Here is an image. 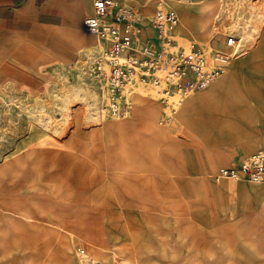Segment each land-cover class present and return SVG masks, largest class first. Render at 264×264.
<instances>
[{
	"label": "rangeland",
	"instance_id": "374dc122",
	"mask_svg": "<svg viewBox=\"0 0 264 264\" xmlns=\"http://www.w3.org/2000/svg\"><path fill=\"white\" fill-rule=\"evenodd\" d=\"M125 1L144 16L141 17L144 25L148 22L145 28L150 29L151 34L139 41L146 43V38L155 34L149 28V20L157 9L173 10L179 24L172 31V39L187 49L197 45L209 61L214 53L225 49L227 37L234 38L236 46L246 47L258 38L264 27V0H248V5L245 3L240 8L236 0H220L208 36L200 39H193L188 34L181 9L184 5L178 0H172L175 7L179 6L178 12L164 1L157 4L156 0H150L143 9L135 2L141 4L140 0ZM200 4L196 2L191 8L199 12ZM37 5H41V0ZM253 10H257L259 17L253 16ZM194 19L199 25L200 14ZM86 37L90 56L85 58L76 52L71 64L60 65L56 71L49 67L54 79L45 93L34 95L14 85L0 86V160L14 156L23 165L20 171L1 181L0 208L25 209L35 218L29 222L20 219L22 229L16 244L13 245L9 237L0 238V264H24L28 258L45 259L48 264L59 262L57 244L65 232L54 228L52 223L74 232L75 239L81 244L75 247L78 264H100L92 252L83 257L78 254V249L88 245L105 257L104 264H146L144 258L149 254L148 250L156 249L165 234L168 238L164 240L170 242L171 251L177 254L176 261L238 264L234 259L233 237L235 233L245 231L240 224L242 211L249 212L248 205H264V196L251 193L253 184L264 186V183L170 176L186 173L183 171L186 168L184 156L167 153V149H171L167 146L168 139L177 143L186 140L181 129L173 124L178 107L161 104L156 89L140 83L137 78L133 81L138 87L129 91V84L123 92V99L129 104L126 118L113 117L102 110L101 125L86 122L87 111L81 103L89 108L90 105L87 98L80 95L87 91V85L102 97L101 107L107 94L106 82L91 77L87 71L92 55L100 50V44L92 35L86 34ZM252 48L248 46L245 55L233 57L230 64L240 62L257 50L256 45ZM260 49L264 53V47ZM230 64L217 78L229 71ZM77 74L81 75L78 81L83 83L73 84L77 81ZM68 82L86 87V90L77 86L66 89ZM63 90L66 95L73 96L65 99L70 116L60 125L59 132L47 131L33 120V114H37L33 112L41 106L43 110L53 112L51 92L62 93ZM173 101L178 100L174 98ZM151 102L159 107L154 121L158 132L145 112H140L139 117L136 114V110L147 109ZM58 106L64 107L62 104ZM175 108L177 112L174 113ZM118 123L127 125L114 129ZM110 124L115 125L113 129H102ZM218 133L223 135L227 131L217 130L213 134ZM216 140L215 137L214 142ZM257 149L264 151V147H257L236 155L233 162L238 163ZM193 157H196L195 153ZM168 158L177 166L176 170L170 169L166 163ZM192 164L193 173H196L200 163ZM152 229L160 230L163 235H150Z\"/></svg>",
	"mask_w": 264,
	"mask_h": 264
},
{
	"label": "crops",
	"instance_id": "0c3cea01",
	"mask_svg": "<svg viewBox=\"0 0 264 264\" xmlns=\"http://www.w3.org/2000/svg\"><path fill=\"white\" fill-rule=\"evenodd\" d=\"M140 1L141 4L135 2L143 9L150 0ZM160 1H164L178 12L179 6L175 7L176 4H173V1L156 0V3ZM193 1L195 2L185 9L187 30L193 39H200V37L208 36L212 28L219 0ZM118 2L133 10L132 6L124 3L125 0H118ZM196 2L201 3L199 12L196 8H191ZM37 3L39 0H0V86L14 85L34 95L45 93L48 84L53 81V73L48 69L49 67L56 71L60 65L71 64L70 61L76 58V52L85 58L89 56L85 42L88 33L84 31L83 21L91 15L92 11V0H69L60 4H54L50 0H41L40 6ZM197 14H200L199 25L194 19ZM139 15L144 18L142 14ZM49 18L52 19L51 23L48 22ZM147 23L144 25L142 20L138 42L156 46V32L146 38V43L139 41L151 34L150 29L145 28L148 27ZM149 28H151L150 25ZM255 45L257 50L240 62L230 64V61L229 71L226 74L178 106V113L173 118V124L181 129L186 140L177 143L174 139H168L167 146L171 149H167V153L184 156L183 161L186 168L183 171L186 173L170 176H200L220 181L223 179H214L219 168L236 166L243 158L257 151L245 155L238 163L233 162L236 155L252 151L257 147H264V73L261 72L264 71L262 70L264 69V53L260 49L264 47V27L261 28L254 42L246 44V47L241 46L244 51L238 57L245 55L248 46L254 48ZM77 77V81L73 84L83 83L81 80L78 81L81 75L77 74ZM72 82H68V85ZM82 88L86 90V87ZM65 93V90L62 93L51 92L53 112L43 110L42 106L40 110L34 111L37 114H33L32 118L40 127L47 131L59 132L60 125L67 122L70 108L65 105L67 102L65 99L73 98V96ZM80 96L86 97L90 105L89 108L84 102L81 103L87 111L86 122L101 125L102 115L99 111L98 94L89 89L87 85V91ZM60 104L64 107H59ZM158 109L159 107L151 102L147 109L136 110V114H139V117L140 112H145L146 118L155 128L154 121L158 117ZM38 116L41 118L40 121L35 120ZM51 117L53 123L49 121ZM126 125L127 123H118L117 126L110 124L102 129L107 131L113 129L114 126V129H121ZM155 130L159 131L157 128ZM217 130H224L227 133L214 135V131ZM215 137L217 140L214 142ZM226 138L230 140L225 141ZM244 140L249 141L246 143L243 142ZM193 153L196 157H193ZM171 161L172 159L168 158L166 163L171 170H176L177 166ZM194 162L200 163L199 168L195 169L196 173H193L192 169ZM22 167L21 161L14 156L2 157L0 183L13 172L20 171ZM251 193L264 196V186L253 184ZM247 211L249 212L242 211L240 223L245 231L235 233L233 237L235 241L234 259L238 264H264V205H248ZM20 219L25 222L35 220L25 209L0 208V238L9 237L13 245L16 244L17 236L22 229ZM51 225L65 232L64 238L57 244L61 259L59 262L51 261V263L78 264L75 258V247L81 244L78 239H75L74 232L55 223ZM159 231L152 229L149 232L150 235L158 237L163 235ZM165 237L168 238V235L163 236V240L156 249L148 250L147 248L149 254L144 258V262L146 264H186L187 261L184 260L176 261L177 254L171 251L170 242L164 240ZM82 248L85 249H82L84 254L92 252L95 257L99 258L100 264L105 263V257L98 255L92 245ZM24 264H48V262L45 259L28 258L24 260Z\"/></svg>",
	"mask_w": 264,
	"mask_h": 264
},
{
	"label": "built area",
	"instance_id": "2783aa9c",
	"mask_svg": "<svg viewBox=\"0 0 264 264\" xmlns=\"http://www.w3.org/2000/svg\"><path fill=\"white\" fill-rule=\"evenodd\" d=\"M50 1L60 4L69 0ZM178 23L173 10L157 9L149 20L156 32V46L141 44L138 37L142 18L138 13L118 0H92L91 15L84 19L83 28L97 39L100 50L92 55L87 71L91 77L106 82L103 111L113 117H127L129 104L124 101L123 92L135 78L152 85L161 104L177 108L181 101L207 87L226 71L228 63L236 56L235 39L227 37L225 49L214 53L209 61L197 45L187 49L172 39V31ZM174 98L178 101L174 102ZM176 108L172 110L174 113ZM214 179L264 183V151L243 158L236 166L219 168Z\"/></svg>",
	"mask_w": 264,
	"mask_h": 264
},
{
	"label": "bare ground",
	"instance_id": "6f19581e",
	"mask_svg": "<svg viewBox=\"0 0 264 264\" xmlns=\"http://www.w3.org/2000/svg\"><path fill=\"white\" fill-rule=\"evenodd\" d=\"M172 1V0H171ZM180 3H182V5H184V6H182L181 7V9L183 10V16H184V20L187 22V17H186V13H185V9L187 8V6L188 5H191L192 4V1L193 0H187V1H185V2H181L180 0H178ZM222 1V0H221ZM190 2V3H189ZM219 2H220V0H219ZM228 2H229V0H228ZM237 2H239V5H238V7L240 8L241 7V5H243V4H245V3H247V5H248V0H236V3ZM157 4H161V2H157ZM228 4H226V6H227ZM236 5V6H237ZM246 5V4H245ZM224 9H225V7H224ZM241 9H243V11H245L244 10V8H241ZM248 9V8H247ZM237 10V9H236ZM222 11V10H221ZM249 12H250V10H248ZM224 12H225V10H224ZM252 13H253V16H254V14H255V16L256 17H259V13L257 12V10H253L252 11ZM220 14V13H219ZM254 16V17H255ZM251 18V17H250ZM247 19H249L248 17H247ZM262 26H264V25H262ZM244 27V26H243ZM248 27H250V26H248ZM216 30V29H215ZM245 30V29H244ZM247 30V29H246ZM254 29L252 28V31H253ZM245 32V31H244ZM247 33V32H246ZM244 35V34H243ZM242 52H243V49H242V47H241V45H237V48H236V51H235V57H238L239 55H241L242 54ZM90 56V55H89ZM234 57V58H235ZM230 63V62H229ZM228 63V64H229ZM218 79V78H217ZM215 81V80H214ZM74 85H71V84H69V85H67L66 86V89L68 88V89H73L74 87H73ZM210 86V85H209ZM208 86V87H209ZM78 87V86H77ZM136 87H138V85L136 84V81H132L131 83H130V86H128V88H127V90H133V89H135ZM79 89L80 88H82V86L81 87H78ZM206 89V88H205ZM99 96V95H98ZM102 97H100L99 96V101H100V103H101V99ZM183 103V102H182ZM181 105V103L179 104V106ZM41 109V108H40ZM39 109V110H40ZM178 109V108H177ZM177 109H176V111H177ZM99 111L101 112L102 111V107L99 105ZM175 111V112H176ZM34 113V112H33ZM40 113V112H39ZM48 114H49V112H48ZM50 116V115H49ZM46 117V116H45ZM52 118V117H51ZM38 119H40L41 120V118H40V116H38V117H36V119L35 120H38ZM48 119V118H47ZM44 121V120H43ZM49 121H52V123H53V118L52 119H50L49 118ZM61 121V120H60ZM65 121V120H64ZM63 123V122H62ZM48 124H50V123H48ZM47 124V125H48ZM55 124V123H54ZM51 126V125H50ZM53 126V125H52ZM48 128V127H47ZM52 130V129H51ZM60 130V129H59ZM58 130V131H59ZM77 252H78V254L80 255V256H84L85 254H84V251L82 250V249H78L77 250Z\"/></svg>",
	"mask_w": 264,
	"mask_h": 264
}]
</instances>
